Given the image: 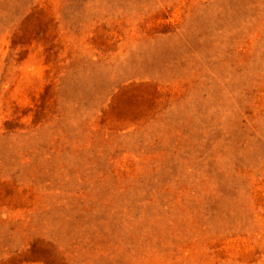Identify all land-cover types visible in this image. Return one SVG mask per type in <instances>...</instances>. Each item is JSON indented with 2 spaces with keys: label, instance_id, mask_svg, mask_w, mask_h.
<instances>
[{
  "label": "rangeland",
  "instance_id": "374dc122",
  "mask_svg": "<svg viewBox=\"0 0 264 264\" xmlns=\"http://www.w3.org/2000/svg\"><path fill=\"white\" fill-rule=\"evenodd\" d=\"M0 264H264V0H0Z\"/></svg>",
  "mask_w": 264,
  "mask_h": 264
}]
</instances>
